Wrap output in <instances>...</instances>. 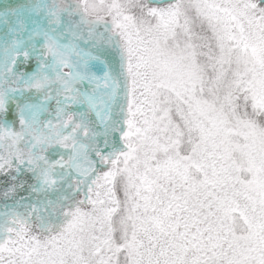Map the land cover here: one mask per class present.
<instances>
[{
    "label": "snow or ice",
    "instance_id": "6c2138e0",
    "mask_svg": "<svg viewBox=\"0 0 264 264\" xmlns=\"http://www.w3.org/2000/svg\"><path fill=\"white\" fill-rule=\"evenodd\" d=\"M0 264H264V0H0Z\"/></svg>",
    "mask_w": 264,
    "mask_h": 264
}]
</instances>
